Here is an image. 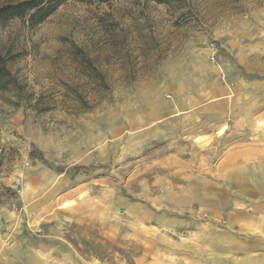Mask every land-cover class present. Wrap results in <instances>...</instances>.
<instances>
[{"label": "rangeland", "instance_id": "374dc122", "mask_svg": "<svg viewBox=\"0 0 264 264\" xmlns=\"http://www.w3.org/2000/svg\"><path fill=\"white\" fill-rule=\"evenodd\" d=\"M0 48V264H264V0H62Z\"/></svg>", "mask_w": 264, "mask_h": 264}, {"label": "trees", "instance_id": "16d2710c", "mask_svg": "<svg viewBox=\"0 0 264 264\" xmlns=\"http://www.w3.org/2000/svg\"><path fill=\"white\" fill-rule=\"evenodd\" d=\"M62 0H21L17 2L0 3V24L16 17L27 18L34 26L47 19ZM8 58L0 48V89L22 91L15 75L8 66ZM33 158L42 159L43 153L35 148L31 150Z\"/></svg>", "mask_w": 264, "mask_h": 264}, {"label": "bare ground", "instance_id": "6f19581e", "mask_svg": "<svg viewBox=\"0 0 264 264\" xmlns=\"http://www.w3.org/2000/svg\"><path fill=\"white\" fill-rule=\"evenodd\" d=\"M225 128V127H224Z\"/></svg>", "mask_w": 264, "mask_h": 264}]
</instances>
